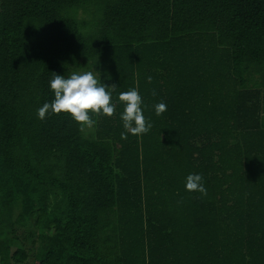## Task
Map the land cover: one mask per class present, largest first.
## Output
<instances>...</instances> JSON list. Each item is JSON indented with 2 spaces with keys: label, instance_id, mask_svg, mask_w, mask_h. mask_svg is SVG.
<instances>
[{
  "label": "trees",
  "instance_id": "obj_1",
  "mask_svg": "<svg viewBox=\"0 0 264 264\" xmlns=\"http://www.w3.org/2000/svg\"><path fill=\"white\" fill-rule=\"evenodd\" d=\"M81 69L151 130L38 119ZM0 264H264V0H0Z\"/></svg>",
  "mask_w": 264,
  "mask_h": 264
},
{
  "label": "clouds",
  "instance_id": "obj_2",
  "mask_svg": "<svg viewBox=\"0 0 264 264\" xmlns=\"http://www.w3.org/2000/svg\"><path fill=\"white\" fill-rule=\"evenodd\" d=\"M149 82L151 77L148 78ZM116 86H108L100 81L97 71L73 72L70 75L53 74L49 81V90L53 93V99L45 102L37 109V118L44 120L49 115L64 114L70 117L81 127L92 128L97 123L92 117H111L115 114L118 104H123V112L120 119L124 132L121 139H127L128 135L140 136L147 134L152 127L144 115L142 107L143 99L137 88L121 92L118 101H113L112 92ZM156 115L167 111L166 103H158L154 106ZM185 191L197 192L201 196L207 195L204 179L199 173H192L185 178Z\"/></svg>",
  "mask_w": 264,
  "mask_h": 264
},
{
  "label": "rangeland",
  "instance_id": "obj_3",
  "mask_svg": "<svg viewBox=\"0 0 264 264\" xmlns=\"http://www.w3.org/2000/svg\"><path fill=\"white\" fill-rule=\"evenodd\" d=\"M82 14H83V13L80 12V13L78 14V18H79V17H83V20H84V19L86 20V19H87V16H82ZM83 71H87V70L81 69V70H77L76 72H83ZM88 71H92V70H88ZM72 73H73V72H72Z\"/></svg>",
  "mask_w": 264,
  "mask_h": 264
}]
</instances>
